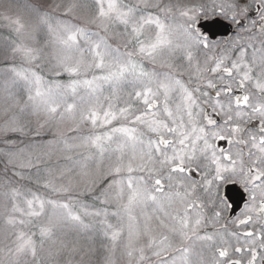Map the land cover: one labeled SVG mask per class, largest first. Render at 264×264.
<instances>
[{
	"label": "snow or ice",
	"instance_id": "obj_1",
	"mask_svg": "<svg viewBox=\"0 0 264 264\" xmlns=\"http://www.w3.org/2000/svg\"><path fill=\"white\" fill-rule=\"evenodd\" d=\"M0 264H264V0H0Z\"/></svg>",
	"mask_w": 264,
	"mask_h": 264
},
{
	"label": "rangeland",
	"instance_id": "obj_2",
	"mask_svg": "<svg viewBox=\"0 0 264 264\" xmlns=\"http://www.w3.org/2000/svg\"><path fill=\"white\" fill-rule=\"evenodd\" d=\"M13 2L17 6H23V4L25 3V0H13Z\"/></svg>",
	"mask_w": 264,
	"mask_h": 264
},
{
	"label": "water",
	"instance_id": "obj_3",
	"mask_svg": "<svg viewBox=\"0 0 264 264\" xmlns=\"http://www.w3.org/2000/svg\"><path fill=\"white\" fill-rule=\"evenodd\" d=\"M227 190V189H226Z\"/></svg>",
	"mask_w": 264,
	"mask_h": 264
}]
</instances>
